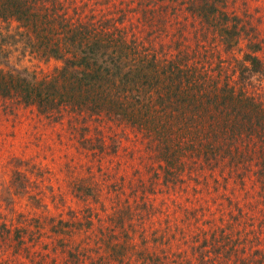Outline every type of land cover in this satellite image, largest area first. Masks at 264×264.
<instances>
[{
    "label": "rangeland",
    "instance_id": "obj_1",
    "mask_svg": "<svg viewBox=\"0 0 264 264\" xmlns=\"http://www.w3.org/2000/svg\"><path fill=\"white\" fill-rule=\"evenodd\" d=\"M60 1L61 14L75 7L97 23L112 19L127 41L163 46L189 73L236 95L245 92L233 81L236 61L255 45L263 56L264 0ZM16 28L0 20V69L54 77L61 62L40 58L35 36ZM246 84L252 97L240 95L236 107L264 111V82L250 76ZM255 128L250 145L237 142L236 166L189 158L171 180L133 128L41 115L0 97V264H264V128Z\"/></svg>",
    "mask_w": 264,
    "mask_h": 264
},
{
    "label": "trees",
    "instance_id": "obj_2",
    "mask_svg": "<svg viewBox=\"0 0 264 264\" xmlns=\"http://www.w3.org/2000/svg\"><path fill=\"white\" fill-rule=\"evenodd\" d=\"M60 2L0 0V20L16 22L19 36L34 35L32 38L42 46L37 53L40 58L61 62L54 77L42 80H36L26 70L0 69L1 98H15L37 113L54 118L72 112L100 116L133 128L152 146L163 176L171 180L179 173L178 168L184 171L182 161L189 158L208 165L224 160L227 165H237L236 156L243 154L238 151L237 142L250 145L255 127L264 128V111L260 107L251 103L255 107H248L241 114L235 105L240 95L251 99L246 84L250 76H258L264 82V52L260 57L259 45L244 52L235 63L234 84L245 89L236 95L232 87L224 88L227 84L217 89L209 81L206 83L198 71L189 73L184 63L176 64L174 58L170 59V51L161 53L163 46L155 49L142 44L140 48L142 40L127 41L125 31L118 30L112 19L101 17L97 23L95 17H85L84 9L75 7L69 16L66 7L61 14ZM121 16L118 15V24L123 23ZM144 18L147 23L148 17ZM204 18L209 21L215 17ZM224 18L226 23L216 31L221 38L229 28V18ZM73 21L77 23L74 26ZM97 27L98 31L94 30ZM110 28L108 35L103 33ZM229 34L234 35L230 39L236 43V27ZM220 93L228 97L221 99ZM203 104L209 106L204 108ZM83 189L79 187L80 191Z\"/></svg>",
    "mask_w": 264,
    "mask_h": 264
}]
</instances>
